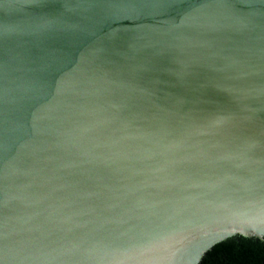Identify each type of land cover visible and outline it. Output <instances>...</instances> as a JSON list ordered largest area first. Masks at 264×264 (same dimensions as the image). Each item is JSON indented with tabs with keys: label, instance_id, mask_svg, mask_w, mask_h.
<instances>
[{
	"label": "water",
	"instance_id": "95a60500",
	"mask_svg": "<svg viewBox=\"0 0 264 264\" xmlns=\"http://www.w3.org/2000/svg\"><path fill=\"white\" fill-rule=\"evenodd\" d=\"M264 243V0H0V264H201Z\"/></svg>",
	"mask_w": 264,
	"mask_h": 264
},
{
	"label": "trees",
	"instance_id": "16d2710c",
	"mask_svg": "<svg viewBox=\"0 0 264 264\" xmlns=\"http://www.w3.org/2000/svg\"><path fill=\"white\" fill-rule=\"evenodd\" d=\"M201 264H264V243L236 237L216 245Z\"/></svg>",
	"mask_w": 264,
	"mask_h": 264
}]
</instances>
